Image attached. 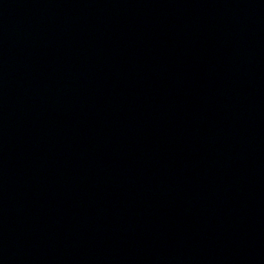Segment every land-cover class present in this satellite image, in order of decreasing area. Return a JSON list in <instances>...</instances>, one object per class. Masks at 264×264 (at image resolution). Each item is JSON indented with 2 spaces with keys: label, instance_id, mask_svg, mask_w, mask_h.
Listing matches in <instances>:
<instances>
[{
  "label": "water",
  "instance_id": "obj_1",
  "mask_svg": "<svg viewBox=\"0 0 264 264\" xmlns=\"http://www.w3.org/2000/svg\"><path fill=\"white\" fill-rule=\"evenodd\" d=\"M0 264H264V0H0Z\"/></svg>",
  "mask_w": 264,
  "mask_h": 264
}]
</instances>
